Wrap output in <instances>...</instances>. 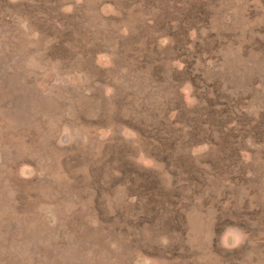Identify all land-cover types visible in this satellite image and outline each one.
I'll use <instances>...</instances> for the list:
<instances>
[{"label": "rangeland", "instance_id": "rangeland-1", "mask_svg": "<svg viewBox=\"0 0 264 264\" xmlns=\"http://www.w3.org/2000/svg\"><path fill=\"white\" fill-rule=\"evenodd\" d=\"M0 264H264V0H0Z\"/></svg>", "mask_w": 264, "mask_h": 264}]
</instances>
